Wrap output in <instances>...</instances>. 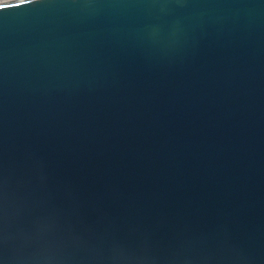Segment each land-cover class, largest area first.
<instances>
[{
    "label": "water",
    "instance_id": "obj_1",
    "mask_svg": "<svg viewBox=\"0 0 264 264\" xmlns=\"http://www.w3.org/2000/svg\"><path fill=\"white\" fill-rule=\"evenodd\" d=\"M0 5V264H264V0Z\"/></svg>",
    "mask_w": 264,
    "mask_h": 264
},
{
    "label": "snow or ice",
    "instance_id": "obj_2",
    "mask_svg": "<svg viewBox=\"0 0 264 264\" xmlns=\"http://www.w3.org/2000/svg\"><path fill=\"white\" fill-rule=\"evenodd\" d=\"M0 7H3V5H0Z\"/></svg>",
    "mask_w": 264,
    "mask_h": 264
}]
</instances>
